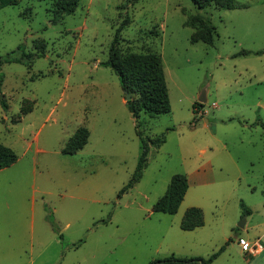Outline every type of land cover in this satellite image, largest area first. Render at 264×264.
Segmentation results:
<instances>
[{
    "label": "rangeland",
    "instance_id": "1",
    "mask_svg": "<svg viewBox=\"0 0 264 264\" xmlns=\"http://www.w3.org/2000/svg\"><path fill=\"white\" fill-rule=\"evenodd\" d=\"M234 3L80 0L55 24L49 0L0 9V57L17 48L30 57L0 67V143L17 157L0 171V264L206 260L221 247L209 264H264V53L238 55L264 49V0ZM189 15L210 22L213 45L192 43ZM122 23L120 61L160 56L169 101L168 113L142 114L137 129L117 76L102 66ZM79 128L86 145L63 155ZM136 130L164 143L148 142L140 180L119 195L140 155ZM176 174L189 183L177 212H152ZM191 207L203 225L183 231ZM238 240L263 249L249 255Z\"/></svg>",
    "mask_w": 264,
    "mask_h": 264
},
{
    "label": "trees",
    "instance_id": "2",
    "mask_svg": "<svg viewBox=\"0 0 264 264\" xmlns=\"http://www.w3.org/2000/svg\"><path fill=\"white\" fill-rule=\"evenodd\" d=\"M53 3L51 13L52 24L60 22L64 16L71 15L75 12L80 0H49ZM199 9L206 8L210 5H215L221 9L229 10L235 5L234 0H191ZM13 0H0V9L11 5ZM117 29L114 38L108 49V59L102 64L108 67L117 76L119 85L122 91H127L131 97L130 101L126 102V107L135 120V128L137 129L138 119L142 114L149 116H159L169 112V101L167 96L166 84L163 76V69L160 56L156 54H148L145 56H131L125 62L119 59L120 50L118 43L120 40V32L122 26ZM185 26L194 30L192 43L202 42L206 45H213L214 28L210 22L199 15H189L185 21ZM264 53L258 51L251 53L249 51H240L238 55H260ZM29 54L24 53L17 48L0 57V67L5 64L18 63L24 66L29 65ZM201 106L202 105H198ZM5 108V105L2 106ZM29 111L22 110V114ZM20 118V117H19ZM16 123V122H15ZM260 126L264 130V124ZM136 134L140 142V155L136 164V168L125 186L120 190L119 195L126 192L136 184L143 170L147 166V156L149 153L148 142L157 146L164 143V137L160 136L153 141H147L141 137L136 130ZM88 132L84 128H79L68 139L64 148L63 155H73L81 150L88 141ZM17 160L14 152L6 146L0 144V170L9 167ZM187 178L184 174H176L171 177L165 193L154 203L152 212L167 215H174L187 191ZM242 215H249L250 211L244 205L240 204ZM203 225V214L201 209L191 207L187 209L181 219L180 229L183 231H192ZM221 247L219 251L206 260L202 259H180L170 255L161 260H155L149 264H209L218 254L223 251Z\"/></svg>",
    "mask_w": 264,
    "mask_h": 264
},
{
    "label": "built area",
    "instance_id": "3",
    "mask_svg": "<svg viewBox=\"0 0 264 264\" xmlns=\"http://www.w3.org/2000/svg\"><path fill=\"white\" fill-rule=\"evenodd\" d=\"M238 244L242 252L248 253L249 255L258 254L263 249L258 240L254 241L252 244H249L245 240H238Z\"/></svg>",
    "mask_w": 264,
    "mask_h": 264
},
{
    "label": "water",
    "instance_id": "4",
    "mask_svg": "<svg viewBox=\"0 0 264 264\" xmlns=\"http://www.w3.org/2000/svg\"><path fill=\"white\" fill-rule=\"evenodd\" d=\"M124 94V100L126 102L130 101L131 97L127 91H123ZM1 97V96H0ZM206 102V88H204L200 94L197 97V103L204 104ZM245 219L242 218L241 223L239 224V227L242 228L244 225Z\"/></svg>",
    "mask_w": 264,
    "mask_h": 264
},
{
    "label": "crops",
    "instance_id": "5",
    "mask_svg": "<svg viewBox=\"0 0 264 264\" xmlns=\"http://www.w3.org/2000/svg\"><path fill=\"white\" fill-rule=\"evenodd\" d=\"M125 106H126V105H125ZM205 122H206V120H205ZM0 144H1V143H0ZM2 145H3V144H2ZM3 146H4V145H3ZM29 146H30V144H29ZM9 149H10V148H9ZM201 152L204 153L205 150L202 149ZM61 153H62V151H61ZM67 156H70V155H67ZM16 161H17V160H16ZM16 161H15V162H16ZM15 162H14V163H15ZM14 163H13V164H14ZM13 164H12V165H13ZM12 165H10V166H12ZM10 166H9V167H10ZM9 167H7V168H9ZM4 169H6V168H4ZM1 170H3V169H1ZM1 170H0V171H1ZM202 176H203V177H202ZM200 177L203 179V178H204V175H200ZM186 178H187V176H186ZM203 180H204V179H203ZM187 184H189V183H188V179H187ZM41 193L44 194L43 191H42ZM183 198H184V197H183ZM182 201H183V200H182ZM45 205H46V203H45V201L43 200V202H41V207H42L43 210H44V208H45ZM30 211H31V224H32V222H33V211H34V206H32V208H31ZM192 231H193V230H192ZM258 241H259V240H258Z\"/></svg>",
    "mask_w": 264,
    "mask_h": 264
}]
</instances>
